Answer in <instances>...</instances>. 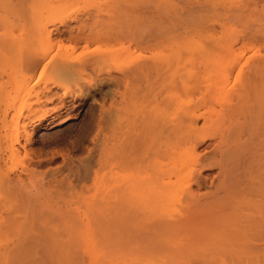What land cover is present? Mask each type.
Segmentation results:
<instances>
[{"label": "rangeland", "instance_id": "1", "mask_svg": "<svg viewBox=\"0 0 264 264\" xmlns=\"http://www.w3.org/2000/svg\"><path fill=\"white\" fill-rule=\"evenodd\" d=\"M58 1L0 0V43L12 38L8 49L0 44V69L7 70L0 84L9 81V68L18 75L15 84L23 80L16 70L21 60L19 46H23L18 41L32 33V3L45 14ZM76 1L72 3L76 8L71 6L75 11L66 7L68 14L62 9L67 19L58 24L60 30L69 27L74 33H54L39 48L34 43L36 53L57 51L87 59L105 45H114L116 54L131 46V60L143 59L149 65L146 132L148 144L160 151L152 160L165 153L160 160L169 175L151 178L152 188L150 184L140 192L127 187V176L120 167L127 157L121 159L120 147L128 133L135 136L139 130L137 111L141 110H106L109 97L103 100L105 108L97 107L103 95L90 93L88 86L94 78L97 83L109 69L124 65L123 53L113 54L121 55L120 61L108 56L107 63L101 62L103 67L99 63L80 77L47 71L39 84L54 78L73 92L67 94L65 107L55 112L65 88H54L59 97L47 100L42 111H51L50 116L40 126L24 119L29 105L35 103L33 94L23 93L24 87L17 94L0 92V264H264V0ZM10 5L14 6L11 26L4 17ZM130 34V40L115 42V37ZM113 89L105 86L103 91L112 94ZM123 91L121 87L119 93ZM119 93L116 101L122 99ZM223 111L230 112L228 123L240 120L241 125L219 120ZM157 114L164 120L151 117ZM243 116L246 122L240 119ZM185 120L193 121L189 131L196 121L198 128L188 144L183 139ZM28 122L32 141L19 147L12 138ZM172 123L177 126L173 130ZM245 125L253 127L252 141L235 146L240 139L237 131ZM228 127L232 131L224 145L227 157L219 166L218 157L212 156L213 147ZM160 131H169L164 133L166 139ZM169 134L180 138L175 142L177 148L173 145L176 159L169 155ZM162 140L168 141L165 147L159 146L165 144ZM10 142L19 147L17 152L8 149ZM178 143H185L182 148L187 152ZM188 147L199 155L192 156ZM255 154L259 163L252 165L254 177L238 179V163ZM174 163L178 175L170 168ZM191 167L195 173L188 179Z\"/></svg>", "mask_w": 264, "mask_h": 264}, {"label": "bare ground", "instance_id": "2", "mask_svg": "<svg viewBox=\"0 0 264 264\" xmlns=\"http://www.w3.org/2000/svg\"><path fill=\"white\" fill-rule=\"evenodd\" d=\"M34 1V0H33ZM57 1V0H56ZM76 1V0H75ZM75 1L74 0H59L57 3H54V4H52V6H51V8L49 9V10H47L46 11V16L48 15V17L46 18V16H45V14H43L42 12H40V10H38V8L36 7V5L34 4V3H32V5H31V8H30V26L32 27V33H30L31 32V30L29 31V34H28V36L26 37V38H22V40L20 41H18V43H19V45H22V43H23V46H19L20 47V50H21V60H20V63L18 64V66H17V68H16V70L17 71H19L20 72V74H21V76H22V78H23V80H22V82L21 83H17V84H15V80H17V79H15V76H17L18 77V75L17 74H14V72L9 68H7L8 69V74H7V77H8V80L9 81H6V82H3V83H1L0 84V92H1V94H3L4 96L5 95H7V94H9V93H11V92H13V93H16L18 90H20L21 88H23L24 87V89H23V93H25L26 95L28 94V95H30L29 97H31V95L33 94L34 95V97H35V103H33L32 105L30 104L29 105V109H28V114H26L25 116H24V119H26L27 121H29V122H34V121H37V126L39 125H43L44 124V122H46L47 120H48V118H49V116H50V112L51 111H42V108L45 106V104H46V102H47V100L48 99H53L54 97H59L58 96V94L57 93H53V90H54V88H57V89H59V88H65V85L63 86V82H59L58 80H56V79H54V78H50V79H46V80H44L41 84H39V81L42 79V77L44 76V74L47 72V71H50V70H53V71H65V72H70L71 74H73V75H75L76 77L78 76V77H80V76H83V75H86V73H87V71L88 70H90V69H93V70H95L96 69V66L100 63L101 64V62H104L105 60H107L106 61V63L108 62V59H109V57L108 56H111V55H113V54H115V55H117L119 52L118 51H120L119 49H121V48H119V49H116V52H118L117 54L115 53V48L113 49V46L114 45H112L111 44V46H110V44L108 45V46H110V47H108L107 45H105V47H101L102 48V51L100 50V51H98L97 50V52H95V53H92L91 54V57H88L87 59H80V58H78V59H73L71 56H70V54L68 53L67 54V56H64L63 55V53L62 52H57V51H48V50H43V51H41L42 53L40 54H38V53H36V51H35V48H34V46H33V44L35 45V46H38V48H39V46H40V44L43 46L46 42V40L47 39H51V37L54 35V33H60V34H63V33H69V34H73L74 32H73V29L71 28V29H69V27L68 28H66V29H64V30H60L59 28V26L60 25H58V24H61V23H64V20L65 19H67L66 17V15H65V12L63 11V13H62V9H64V8H69L70 9V11L71 10H73V11H75L76 9V4H78V1H76L77 3L75 4V5H72V3L74 4L75 3ZM69 5H70V7L71 6H74L75 8H73V7H69ZM9 8L7 9V10H5V21H6V24H8L9 23V25L11 26V25H14V22H13V15H12V13H10V11H12L13 10V8H14V6H8ZM66 8V11L68 12V14H69V9H67ZM73 8V9H72ZM75 9V10H74ZM70 13H73V12H70ZM70 15H72V14H70ZM70 15H68V16H70ZM45 16V17H44ZM8 26V25H7ZM34 33V34H33ZM80 33V32H79ZM42 35H44V36H46L44 39L45 40H43V42H41V39L40 38H42V37H44V36H42ZM33 36H34V38H33ZM37 36H39L38 38H37ZM133 35L132 34H130V35H128V36H124V35H120V36H117V37H115V42H118V44H119V42H120V44L122 43V41L123 40H125V39H128V40H130V38L132 37ZM37 38V39H36ZM12 40V38H7L6 40L7 41H5V43L4 42H2V43H0V44H2V45H7V44H9L10 43V41ZM32 39H34L35 41L33 42V40ZM39 39H40V43L38 42L39 41ZM36 41H37V43H36ZM133 42V41H132ZM140 42V41H139ZM47 43H48V41H47ZM141 43H142V41H141ZM45 45H47V44H45ZM108 48H107V47ZM3 47V46H2ZM5 47V46H4ZM46 47V46H45ZM112 47V48H111ZM47 48H48V46H47ZM105 48H107V49H105ZM7 49H8V45H7ZM23 49V50H22ZM74 49V48H73ZM98 49V48H97ZM118 50V51H117ZM123 53V54H122ZM119 54H122V57H124L123 59H122V61L124 60V65L123 66H121L119 69H118V67L116 68L115 66H112V65H109V64H104V65H106V67H107V65H108V67L110 66H112V68L113 67H115L116 69H115V71H113L114 70V68H113V70H110L109 69V72H108V74H106V76L105 77H102V78H100L99 79V77H97L98 79H99V81L96 83V78H94V80H95V84L93 83L94 82V80H93V82H90V85L88 86V87H90V89H91V91H90V93H91V95H93V97L95 96V95H97L98 94V96H100V95H103L102 96V104L100 103V106H97V105H95V106H97V107H103V108H105L106 106H105V104H107V102L106 103H104L105 101H103V100H105V98L106 97H109V100L111 101L109 104H108V106H107V109L106 110H113V109H118V110H122L124 107L125 108H129V109H131L132 111L133 110H141L140 111V113H138V111H137V114H139V120H141V124H140V128H139V130L137 131V133L135 134V136H132V134H131V136L129 135V133H128V139H127V142H125L124 144H122V146L120 147L121 148V152H120V154H123L122 156H121V159H125L126 157H127V161L126 162H124V161H122L121 159V162H120V167L123 169V171L125 172L124 173V175L125 176H127V187H129V188H131L132 189V192L134 193V192H140L141 190H142V188H144L145 190L150 186V184L151 183H149V180L151 179V178H160V176L162 175V174H168L169 175V173H168V171H167V168L165 169V168H162V166L164 167L165 165H164V162L162 161V160H160V158H161V155H162V158H163V154H164V156H165V153H160L161 155H158L160 158H158V156H157V158L159 159H156V160H158V162H155V161H153L152 160V156L154 155V153L156 152L157 154L160 152V151H158L159 149H156L155 150V145H151L150 146V144H148V138H147V132H146V126H147V123H148V109H147V99L149 98L148 97V93H149V91H148V93H147V90L149 89V85H148V74H147V72L149 73V65H148V62L147 61H143V59H140L141 60V62H137L136 63V60H131V57H132V55H133V53H132V47L131 46H127L126 48H124L123 50H121V53H119ZM75 55V54H74ZM115 55H113V56H111L112 58H114L115 57ZM119 56H121V55H119ZM118 56V57H119ZM106 57H108L107 59H105ZM117 57V56H116ZM115 57V58H116ZM117 57V58H118ZM120 59H117V60H121V57H119ZM113 60V59H112ZM122 61L120 62V64H122ZM116 62V59H114V63ZM110 63V62H109ZM112 63V62H111ZM116 64V63H115ZM103 64H101V66H102ZM114 65V64H113ZM117 65H119L118 64V62H117ZM103 67V66H102ZM105 67V68H106ZM107 67V68H108ZM157 67H158V65L156 66V69H157ZM100 68V67H99ZM98 67H97V69H99ZM102 70V69H101ZM7 70H2V69H0V77H2V74H5L4 72H6ZM95 72V71H94ZM99 72V71H98ZM96 74H97V71L95 72ZM91 80V81H92ZM79 81H81V78H80V80ZM83 81H84V78H83ZM78 82V81H77ZM88 82V81H87ZM79 83V82H78ZM83 83V82H82ZM80 84V85H82L83 86V84H85V83H83V84ZM87 84H89V82L87 83ZM84 86H86V84L84 85ZM105 86H113L114 87V89H113V93L111 94V92H109V91H103L104 90V87ZM67 87V86H66ZM123 88V93L122 94H120L119 93V89L120 88ZM68 88V87H67ZM68 89H70V88H68ZM70 92L72 91L71 89L69 90ZM69 91L65 88V92L63 93L64 95H63V97L61 98H58L59 99V102H60V106L55 110V112H57L58 110H61V109H63L64 107H65V105H66V98L68 97L67 96V94H70L69 93ZM158 91V93L160 92L159 90H157ZM73 92V91H72ZM71 92V93H72ZM18 93V92H17ZM16 93V94H17ZM117 93H119V95L120 96H118L119 98H122L121 100H119V101H116V94ZM126 93H129V95H128V97H124V95L126 94ZM154 93H155V95H157V93L154 91L153 92V95H154ZM100 94V95H99ZM160 94V93H159ZM82 95V94H81ZM84 95H86V94H84ZM3 96V97H4ZM11 96H13V95H11ZM10 96V97H11ZM14 96H15V94H14ZM14 96H13V98H14ZM71 97H75V94L74 95H72ZM84 97V96H83ZM7 98V97H6ZM12 98V99H13ZM157 98H158V95H157ZM9 99V98H8ZM108 99V98H107ZM14 100V99H13ZM108 100V101H109ZM5 101V100H4ZM1 102V101H0ZM159 102H160V100H159ZM158 102V103H159ZM164 102V101H163ZM5 103H7L8 105V107L10 108V104H9V101H7V102H5ZM4 103V104H5ZM92 104H94V103H92ZM96 104V103H95ZM98 104V103H97ZM99 105V104H98ZM160 105H162V103L160 104ZM4 106V105H3ZM92 106V105H91ZM91 106H89V108H91ZM143 106V107H142ZM2 107V106H1ZM4 107H6V106H4ZM7 107V108H8ZM12 107V106H11ZM6 108V109H7ZM12 109V108H11ZM10 109V110H11ZM93 109V108H92ZM96 109V108H95ZM2 110V109H1ZM91 110V109H90ZM97 110V109H96ZM39 111H41V112H39ZM240 111V110H239ZM243 111V110H242ZM247 111V110H246ZM251 111V110H250ZM7 112V111H6ZM248 112L249 111H247V114H248ZM38 113L40 114V115H38ZM169 113V112H168ZM167 113V114H168ZM223 113H224V111H223ZM223 113H221L220 115H222ZM227 113V112H226ZM226 113H224L220 118H219V120H221V121H225V124H226V122L227 121H230L231 122V120H230V117H231V115H230V117L228 116L229 114H230V112H229V114L227 113V116H226ZM241 113V112H240ZM254 113V112H253ZM135 114H136V112H135ZM245 114H246V112H245ZM250 114H251V112H250ZM155 115H156V113H155ZM151 116V117H154V118H156V119H159V118H162L163 120H164V117H163V115H161V116H159V114H157V116ZM173 115H175V114H173ZM177 115V117L179 116L178 115V113L176 114ZM238 115V114H237ZM241 115H244L243 113L241 114ZM249 115V114H248ZM5 116H6V114H5ZM164 116H165V114H164ZM171 116V115H170ZM239 116V115H238ZM134 117V116H133ZM175 118V120L177 119V123H178V118ZM234 117V116H233ZM245 116H243L242 118H240V119H245L244 118ZM247 117V116H246ZM250 117H251V115H250ZM137 118H138V115H137ZM137 118H135V119H137ZM167 118V117H166ZM172 118H174V117H172ZM171 118V119H172ZM216 118V117H215ZM218 118V117H217ZM216 118V119H217ZM20 119V118H19ZM151 119V118H150ZM215 119V120H216ZM222 119H224V120H222ZM226 119V120H225ZM236 119V118H235ZM152 121H154L153 120V118L151 119ZM163 120L161 121V122H163ZM168 120L169 119H165V121L164 122H166L167 121V123L168 124H171V122L169 123L168 122ZM175 120H172L173 121V123H174V121ZM215 120H213V122H215ZM249 120V119H248ZM254 120V119H253ZM258 120V119H257ZM152 121H151V123H152ZM169 121H171V120H169ZM188 121V122H187ZM207 121H210V120H207ZM218 121V120H217ZM240 121V120H239ZM238 121V122H239ZM245 122H246V119L244 120ZM29 122L27 123V124H25V125H23V131L20 133V135L18 136V137H13L12 139V141H14V140H16V144L20 147V146H22V147H25L28 143H31V141H32V138H31V134L28 132V130H27V128H28V124H29ZM135 122V121H134ZM155 122H156V120H155ZM154 122V123H155ZM161 122H159L160 123V125H162L161 124ZM228 123L227 122V124H229V125H233V124H237L235 121L233 122V124H231V123ZM243 122V121H242ZM154 123H152V125L154 126ZM172 123V124H173ZM176 123V121H175V125L177 124ZM181 123V122H180ZM180 123H179V125H180ZM182 123H183V121H182ZM181 123V124H182ZM241 122H239L238 124L239 125H241L240 124ZM244 123V122H243ZM242 123V125H244ZM257 123V122H256ZM168 124H166V125H168ZM193 125V121H190V120H185L184 121V127H185V132L183 133L184 135H183V139H184V142H187L186 144H188V140H190V139H193V137L195 136V134H196V132L198 131L197 129V127H196V125H197V121L195 122V124H194V126H193V129H192V131H189V128H191V125ZM214 124V123H213ZM237 124V125H238ZM245 124H247V123H245ZM32 125V124H31ZM135 125V124H134ZM174 124L173 125H169L170 127L172 126H174V127H177V126H175ZM178 125V126H179ZM155 126H156V123H155ZM168 126V130L170 131V129L172 128H170ZM211 126V125H210ZM137 127V126H136ZM174 127L172 128V130L174 129ZM181 127H183V126H181ZM160 128V127H159ZM161 128H163V127H161ZM229 129H227V132H225V131H222L221 133H220V137H219V141H217V144H215V146L213 147V154H212V156H214V158L216 159L217 157L219 158H217V163L219 164V166L221 165V162H222V160L223 159H225V157H227V154H226V147H224V145L225 144H227L228 145V142H229V139H230V132L232 131L231 129L232 128H230V127H228ZM153 129V128H152ZM155 129H156V127H155ZM164 129L167 131V129L164 127ZM180 130V127H178V128H176V130ZM182 129V128H181ZM225 129V128H224ZM137 130V129H136ZM147 130H149V129H147ZM158 129H156V131H157ZM160 130V129H159ZM158 130V131H159ZM183 130V129H182ZM245 130V131H244ZM151 131V130H150ZM153 131V130H152ZM155 131V132H156ZM161 131H162V129H161ZM160 131V132H161ZM168 131V132H169ZM181 131V130H180ZM179 131V132H180ZM184 131V130H183ZM254 130H253V127L251 126V125H249V126H247V125H245V126H243V127H240L239 128V130L237 131L238 133H240V139L237 141V142H235V146L237 145V144H239V145H248L251 141H252V134L254 133L253 132ZM1 132V131H0ZM20 132V131H19ZM168 132H165L164 131V133H168ZM151 133V132H150ZM149 133V134H150ZM158 133V132H157ZM162 133V132H161ZM160 133V134H161ZM164 133H162L163 135H164ZM152 134H156V133H152ZM159 134V133H158ZM157 134V135H158ZM173 135H174V133H172ZM157 135H155V137H157ZM173 135H170L169 134V136H171V137H169L168 136V138L171 140V138L172 137H174ZM219 135V134H218ZM254 135V134H253ZM15 136H17V135H15ZM149 136V135H148ZM151 136V135H150ZM167 136V135H166ZM151 137H154V136H151ZM161 137H162V135H161ZM165 135L162 137L163 139H166L167 137H165ZM179 137V136H178ZM11 138V137H10ZM17 138V139H16ZM158 138V137H157ZM161 138V139H162ZM21 139H23L22 141H26L25 143L24 142H22L21 141ZM168 139V140H169ZM174 139H176V140H174ZM178 139H180V138H178ZM178 139L177 138H173V141L171 142V143H169L170 142V140H169V142L168 141H166V143L168 142V145L167 146H169V144H170V146H172V150L174 149V150H176L175 148H177L175 145H176V143L175 142H178ZM154 140H156V139H154ZM153 140V141H154ZM205 140V138L202 140V141H204ZM157 141H158V139H157ZM163 141V140H162ZM180 141V140H179ZM4 142V141H3ZM164 143H165V141H163ZM174 142V143H173ZM205 142V141H204ZM12 142H10V144H9V147H8V149H10V151H12V152H17L18 151V148L19 147H17L16 146V144H15V142H13L12 144H11ZM152 143H154V142H152V140H151V144ZM155 143H157V142H155ZM159 143H161V142H159ZM159 143H158V145H159ZM166 143L165 144H163L162 145V143L159 145L160 147H162V146H164V145H166ZM172 144V145H171ZM173 145L175 146V148H173ZM181 145V146H180ZM183 145H185V143H183ZM182 144H179L178 143V145L177 146H179V149L181 150V148H182V146H183ZM5 146V145H4ZM150 146V147H149ZM166 146V147H167ZM191 147H193L194 148V150L195 151H197L196 150V148H197V145L195 144V143H193V146L192 145H190ZM230 146V145H229ZM165 147V146H164ZM191 147H188L187 149H188V151L189 152H191L192 153V156L194 155V157H196V156H198L199 154H196V152L191 148ZM7 148V147H6ZM156 148H158V147H156ZM2 149V148H1ZM171 149H169V150H171ZM185 149V148H184ZM183 148H182V150L183 151H185ZM161 150H162V148H161ZM169 150H167V151H169ZM172 150H171V153L169 154L170 156H171V154H172V158H174V159H176L175 158V156H176V152H174V150H173V152H172ZM179 150V151H180ZM212 150V149H211ZM229 150V149H228ZM158 151V152H157ZM167 151H164V152H167ZM185 152H187V151H185ZM178 153V152H177ZM210 153V152H209ZM119 154V153H118ZM119 154V155H120ZM157 154H155V156L157 155ZM173 154H175V155H173ZM184 154V153H183ZM180 155V154H179ZM211 155V154H210ZM256 155V154H255ZM254 155V157L252 156V155H250L247 159H246V161H244V157L246 156V154H244L242 157V161H241V159H240V161H241V163H238V166H237V170H236V174H238V179H242V178H253L254 177V172L252 171V165H253V163H255L256 161V163H259V159L257 158V155L255 156ZM262 155V154H261ZM154 156V157H155ZM169 156V157H170ZM183 156V155H182ZM191 156V155H190ZM200 156H202V155H200ZM211 156V157H212ZM168 157V158H169ZM181 157V156H180ZM184 157V156H183ZM206 157V156H205ZM199 158V157H198ZM241 158V157H240ZM153 159H155V158H153ZM174 159H173V162H174ZM184 159H185V157H184ZM183 159V160H184ZM201 159V158H200ZM208 159V158H207ZM170 160H172V159H170ZM182 160V159H181ZM160 161V162H159ZM161 162H162V164H161ZM172 162V161H171ZM182 162V161H181ZM188 162V161H187ZM208 162H211V160L210 161H208ZM158 163H160V164H158ZM211 163H213V162H211ZM170 164H172V163H170ZM197 164V163H196ZM208 164H210V163H207V165ZM167 165V164H166ZM174 165H176L175 163L171 166L170 165V168L172 169L173 167H174V169H172L173 171H171V172H173V173H175L176 175H178V170L176 171V168H175V166ZM188 165V164H187ZM192 165V164H191ZM211 165V164H210ZM178 166V165H177ZM193 166H195V165H193ZM192 166V167H193ZM261 166V165H260ZM191 167V169L188 171L187 170V174H188V179H189V177H193V173H195L194 171H193V173H192V170H194V168H192ZM255 167H256V165H255ZM225 168V167H224ZM224 168H222L223 170H224ZM257 168L258 169H260L258 166H257ZM170 169V170H171ZM184 170V169H183ZM183 170H181V171H183ZM258 171H260V170H258ZM184 172V171H183ZM223 173H224V171H223ZM258 173H260V172H258ZM172 174V173H171ZM225 178H227L228 177V174H227V171H225ZM255 174H256V172H255ZM164 177V176H163ZM242 177V178H241ZM259 177V176H258ZM176 178V177H175ZM194 178H195V176H194ZM256 178V177H255ZM181 179H182V177H181ZM195 180V179H194ZM249 180V179H248ZM247 180V181H248ZM224 181H226V179H224ZM240 182V181H239ZM244 182V181H243ZM187 184H188V182H187ZM190 184V183H189ZM189 184H188V186H189ZM241 184V183H240ZM251 184H252V181H251ZM122 186H123V184H121ZM152 186H153V184H151V188H152ZM185 186H186V184H185ZM187 186V187H188ZM242 186V185H241ZM240 186V187H241ZM149 187V188H150ZM165 188L166 187H168V186H164ZM169 187H170V185H169ZM169 187H168V189H169ZM179 187H183V186H179ZM179 187H178V189H179ZM191 186H189V188H190ZM234 187V186H233ZM239 187V186H238ZM171 188V187H170ZM184 189H186V188H184ZM166 190H167V188L165 189V192H166ZM171 190L169 189V193H170V195L171 194H173V193H171L170 192ZM173 191V190H172ZM164 191H163V189H162V193H163ZM178 192H180L179 190H177V193ZM167 193V192H166ZM165 193V194H166ZM181 194V193H180ZM246 195V194H245ZM167 196V195H166ZM174 196V195H173ZM172 195H171V197H173ZM162 197H165V196H162ZM168 197V196H167ZM170 197V196H169ZM170 197V198H171ZM169 198V199H170ZM165 199V198H164ZM164 199H162L163 201H164ZM168 199V200H169ZM172 200V199H171ZM168 202V201H167ZM162 204V203H161Z\"/></svg>", "mask_w": 264, "mask_h": 264}]
</instances>
